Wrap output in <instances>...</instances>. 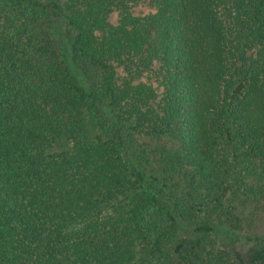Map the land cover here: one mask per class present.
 Instances as JSON below:
<instances>
[{
  "label": "trees",
  "instance_id": "1",
  "mask_svg": "<svg viewBox=\"0 0 264 264\" xmlns=\"http://www.w3.org/2000/svg\"><path fill=\"white\" fill-rule=\"evenodd\" d=\"M259 215L264 0H0V264H264Z\"/></svg>",
  "mask_w": 264,
  "mask_h": 264
},
{
  "label": "rangeland",
  "instance_id": "2",
  "mask_svg": "<svg viewBox=\"0 0 264 264\" xmlns=\"http://www.w3.org/2000/svg\"><path fill=\"white\" fill-rule=\"evenodd\" d=\"M112 23H114L115 18L112 16ZM264 233V215H259L255 222L251 225V230L249 234H263Z\"/></svg>",
  "mask_w": 264,
  "mask_h": 264
}]
</instances>
